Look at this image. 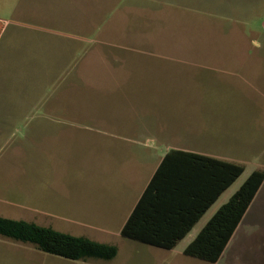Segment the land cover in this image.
I'll return each mask as SVG.
<instances>
[{"label": "rangeland", "instance_id": "1", "mask_svg": "<svg viewBox=\"0 0 264 264\" xmlns=\"http://www.w3.org/2000/svg\"><path fill=\"white\" fill-rule=\"evenodd\" d=\"M0 29V106L18 110L0 217L117 248L69 261L0 237V264H211L183 251L264 170V0H0ZM170 150L245 169L166 251L120 232ZM216 264H264V183Z\"/></svg>", "mask_w": 264, "mask_h": 264}, {"label": "trees", "instance_id": "2", "mask_svg": "<svg viewBox=\"0 0 264 264\" xmlns=\"http://www.w3.org/2000/svg\"><path fill=\"white\" fill-rule=\"evenodd\" d=\"M244 169L241 164L194 152L168 151L123 224L121 237L160 250L174 249ZM263 183L264 170L253 171L205 224L183 255L216 264ZM0 237L30 244L41 253L69 261H110L117 255L113 245L24 220L0 217Z\"/></svg>", "mask_w": 264, "mask_h": 264}, {"label": "crops", "instance_id": "3", "mask_svg": "<svg viewBox=\"0 0 264 264\" xmlns=\"http://www.w3.org/2000/svg\"><path fill=\"white\" fill-rule=\"evenodd\" d=\"M28 31L29 30L27 28H22V27L19 28V34L20 35H23V34H25ZM89 33H92V32H88V33H85V34H89ZM1 35H2V33L0 34V36ZM10 36H11V33L7 37L8 41L12 40L10 38ZM16 111H18V110H16L12 106H0V138H1L2 134H3V131H5L7 129V127L9 126V121L12 119L11 116H14L16 114ZM18 113L21 114V110ZM23 138L26 139V140H29L30 136L26 135V136H23ZM188 152H190V151H188ZM25 179H26V175L24 174L23 180H25Z\"/></svg>", "mask_w": 264, "mask_h": 264}]
</instances>
